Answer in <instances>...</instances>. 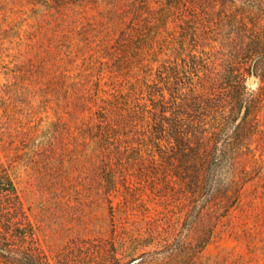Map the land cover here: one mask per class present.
<instances>
[{"label": "rangeland", "instance_id": "rangeland-1", "mask_svg": "<svg viewBox=\"0 0 264 264\" xmlns=\"http://www.w3.org/2000/svg\"><path fill=\"white\" fill-rule=\"evenodd\" d=\"M126 4L0 0V134L17 156L18 190L46 249L71 264H264V82L258 122L250 121L236 163L250 181L234 184L228 213L214 208L220 197L199 199L196 209V199L180 190L156 196L152 188L166 182L161 176L117 173L108 195L100 159L77 128L90 115L79 99L99 78L105 96L142 86L138 68H130L131 47L120 57L123 71L107 58L126 24ZM164 35L153 45L173 55V22ZM250 78L246 85L258 89L259 80L253 85ZM113 253L121 259L110 260Z\"/></svg>", "mask_w": 264, "mask_h": 264}, {"label": "trees", "instance_id": "trees-1", "mask_svg": "<svg viewBox=\"0 0 264 264\" xmlns=\"http://www.w3.org/2000/svg\"><path fill=\"white\" fill-rule=\"evenodd\" d=\"M125 1L126 24L107 58L123 71L120 57L131 47L130 68H138L142 86L105 96L99 78L92 91L84 88L79 100L90 115L77 128L86 150L100 159L109 196L117 173L146 181L161 176L166 182L152 188L156 196L180 190L196 199V209L220 197L214 208L228 213L234 184L250 181L236 163L262 108L264 0ZM172 22L179 42L167 55L153 44ZM252 75L258 89L246 85ZM0 145V264H71L46 249L18 190L17 156L2 133Z\"/></svg>", "mask_w": 264, "mask_h": 264}, {"label": "water", "instance_id": "water-1", "mask_svg": "<svg viewBox=\"0 0 264 264\" xmlns=\"http://www.w3.org/2000/svg\"><path fill=\"white\" fill-rule=\"evenodd\" d=\"M250 83L253 84V85L256 84V77L254 75L251 76Z\"/></svg>", "mask_w": 264, "mask_h": 264}]
</instances>
